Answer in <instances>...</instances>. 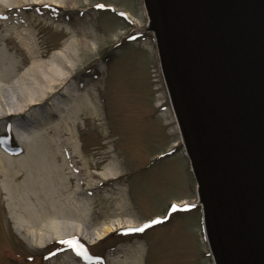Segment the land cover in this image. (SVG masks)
Returning <instances> with one entry per match:
<instances>
[{
	"label": "rangeland",
	"instance_id": "obj_1",
	"mask_svg": "<svg viewBox=\"0 0 264 264\" xmlns=\"http://www.w3.org/2000/svg\"><path fill=\"white\" fill-rule=\"evenodd\" d=\"M25 12L38 17L37 39L49 56L65 45L67 36L57 31L65 24L90 31L91 38L88 46L78 44L76 65L66 79L0 116V149L13 158L8 163L0 156V264H213L201 207L195 205L196 181L171 118L142 0H80L75 8L39 6ZM17 13L6 21L25 25ZM52 123L57 124L48 135L66 157L43 150L21 160L14 131L34 132ZM67 124L73 136L64 132ZM51 158L66 167L71 185L89 182L93 187L72 198L77 209L78 199L89 201L88 219L67 217L73 226L85 224L88 238L29 245L14 230L16 224L32 225L21 195L30 183L42 190L57 184L58 175L48 171ZM113 160L114 178L94 174L113 167ZM118 199L122 210L115 206ZM33 202L36 209L47 203ZM12 209L15 215L9 216ZM117 219L132 225L91 236L104 222Z\"/></svg>",
	"mask_w": 264,
	"mask_h": 264
},
{
	"label": "water",
	"instance_id": "obj_2",
	"mask_svg": "<svg viewBox=\"0 0 264 264\" xmlns=\"http://www.w3.org/2000/svg\"><path fill=\"white\" fill-rule=\"evenodd\" d=\"M147 2L216 264H264V0Z\"/></svg>",
	"mask_w": 264,
	"mask_h": 264
},
{
	"label": "bare ground",
	"instance_id": "obj_3",
	"mask_svg": "<svg viewBox=\"0 0 264 264\" xmlns=\"http://www.w3.org/2000/svg\"><path fill=\"white\" fill-rule=\"evenodd\" d=\"M79 2L80 0H0V44L2 45L0 47V116L13 113L18 107H22V105H25L30 101L43 97L49 90L59 85L68 77V73L76 65V58L79 54L78 44L80 41L88 46L91 38L90 31L85 29L78 31L76 27L65 24L64 26H61L60 29H57V31H61L67 36L66 43L61 48L54 50L49 56V51L41 47V41L37 39L35 27L40 25L38 17L25 11L39 6L46 8H75L79 5ZM142 3L147 17L148 26L154 36L155 23L149 4L147 0H142ZM14 12H20L17 13V15L25 21V25L6 21L5 18H11L14 16ZM159 66L164 93L169 103L171 118L179 135V139L183 144V149L187 154L181 125L171 100L160 60ZM63 120L64 118H61L58 122L61 123ZM55 124L52 123V125H47L34 132L29 130L26 132L14 131V139L21 149V160L25 156L43 150L51 153V155L57 156V158H60L61 156L63 157L65 153L60 150H55L53 146V138L51 135H48V131L53 129ZM64 132L73 136L69 124H67V128ZM69 141V147L73 149L72 154L77 155V152H75V142L72 141L71 138ZM0 156L7 159L8 163L13 160L12 156L3 149H0ZM53 160L51 158L53 167L48 171L54 172L58 175L57 184L42 190L38 189V185L30 183L26 191H23V194L21 195V199L24 201V205H26V210L32 217V225L23 228L16 224L14 225V230L19 233L21 238L29 245H32L33 242L38 245H45L52 239H68L76 236H80L84 239L88 238L86 232H84L85 224L82 225L80 223L81 227L76 225L73 226L69 223L67 217L73 214L74 216L77 215L80 219H88L89 201L86 199H78L77 203H79V205L77 209L72 202V198L77 197L76 195L82 194L83 192H87L93 187L89 182L84 185H79L78 183L71 185V177L67 176L68 171H66V167ZM63 162H66L65 158ZM25 164H28V161H26ZM84 164L86 165V162H84ZM111 164H114L117 167L115 160H113ZM114 165L104 171L94 172V174L100 179H112L116 176L117 172ZM2 168L4 169L3 165L0 164V171ZM190 168H192L191 165ZM43 173H47V171L44 169ZM192 174L193 177H195L194 172ZM88 177L91 178L93 175H88ZM18 187L20 186L17 185L16 188ZM107 198L108 197H100L99 200L103 201L107 200ZM196 198L202 210L203 229L212 263L216 264L212 247L208 242L205 232L203 195L197 181ZM40 200L47 203L42 205L41 208H34L33 201ZM116 201L117 204H115V206L117 210H122L123 203L120 202L119 199ZM107 207L108 203H105L103 208ZM11 215H15L13 209L9 213V216ZM120 224L127 226L132 225L131 221L127 219L121 221L117 219L116 221H112L111 224L104 222L100 226V229H96L91 233V236L93 237L95 234L97 238H100ZM21 230L26 231L24 235H21Z\"/></svg>",
	"mask_w": 264,
	"mask_h": 264
},
{
	"label": "snow or ice",
	"instance_id": "obj_4",
	"mask_svg": "<svg viewBox=\"0 0 264 264\" xmlns=\"http://www.w3.org/2000/svg\"><path fill=\"white\" fill-rule=\"evenodd\" d=\"M97 7H104V5H97ZM142 230V229H141Z\"/></svg>",
	"mask_w": 264,
	"mask_h": 264
}]
</instances>
